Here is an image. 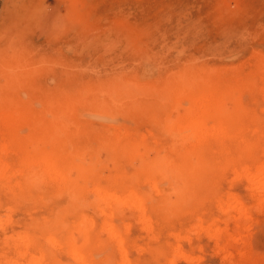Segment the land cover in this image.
<instances>
[{
	"label": "rangeland",
	"instance_id": "obj_1",
	"mask_svg": "<svg viewBox=\"0 0 264 264\" xmlns=\"http://www.w3.org/2000/svg\"><path fill=\"white\" fill-rule=\"evenodd\" d=\"M202 83L240 132L191 137ZM10 103L67 106L63 149L86 175L72 201L21 163L0 118V264H264V192L246 169L264 162V0H0V117ZM191 153L210 167L183 187ZM156 156L169 172L145 167Z\"/></svg>",
	"mask_w": 264,
	"mask_h": 264
},
{
	"label": "bare ground",
	"instance_id": "obj_2",
	"mask_svg": "<svg viewBox=\"0 0 264 264\" xmlns=\"http://www.w3.org/2000/svg\"><path fill=\"white\" fill-rule=\"evenodd\" d=\"M198 90L194 91L190 96L193 99V109L188 114L187 124L191 137H203L207 132H217L221 137L227 136L231 131L240 132L241 129L234 123V118L225 117L222 115L223 97L218 95L214 88L209 83H202L198 85ZM53 117L48 118L46 114L35 116L29 115L28 109L20 104H7L3 111L2 122L4 121L5 132L8 141L16 145L20 151V160L24 165L32 163H39L46 173L53 176L57 181L59 189H66L74 201L78 196L83 195V186L81 179L86 175V168L81 165L74 154L63 149L62 130L72 125L71 116L67 106H59L53 108ZM214 116L216 123L209 127L207 118ZM28 122L33 127L31 132L22 136L17 132V124ZM212 128V129H210ZM210 129V130H209ZM127 141L118 138L114 145L118 148L128 147ZM249 147H245L244 151H248ZM145 167L151 172L157 170L165 173L169 172L171 163L165 161L163 158L149 157ZM210 167L209 162L202 160L200 157H193L192 153L185 156L181 165H177L176 179L183 184V187L191 185L192 181H197L205 176L207 169ZM248 175L257 186L260 192H264V162L255 161L248 168ZM100 194L104 197H111L112 193L109 187L100 188ZM245 208L242 207V212L245 214ZM246 215V214H245ZM109 231L113 235H117L115 229L109 226ZM21 243L25 245L31 244L29 237L22 238ZM71 250L77 255V246L75 239L70 237L67 239ZM39 264L38 262H33Z\"/></svg>",
	"mask_w": 264,
	"mask_h": 264
}]
</instances>
